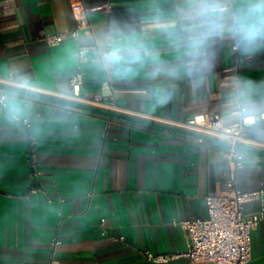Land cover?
Listing matches in <instances>:
<instances>
[{"label":"crops","instance_id":"1","mask_svg":"<svg viewBox=\"0 0 264 264\" xmlns=\"http://www.w3.org/2000/svg\"><path fill=\"white\" fill-rule=\"evenodd\" d=\"M256 2L0 0V74L38 96L6 91L0 108V264H184L144 252L186 249L178 222L204 217L205 196L228 189L226 146L71 104L183 130L203 113L237 121L239 101L260 118L246 135L264 141V38L237 34L264 16ZM49 33L66 38L49 46ZM77 71L83 96L114 107L72 102ZM243 154L237 188L264 191V154ZM244 211L262 212L247 264H264V195Z\"/></svg>","mask_w":264,"mask_h":264},{"label":"built area","instance_id":"2","mask_svg":"<svg viewBox=\"0 0 264 264\" xmlns=\"http://www.w3.org/2000/svg\"><path fill=\"white\" fill-rule=\"evenodd\" d=\"M97 8V7H96ZM72 9L78 14L76 17L78 27L90 26L87 19L89 9L80 2L72 4ZM66 35L64 33H49L42 40L49 46L60 44ZM239 44L233 45L238 50ZM79 55L85 59L84 51ZM8 80L0 74V84L7 85ZM83 76L77 71L69 78L71 88L68 94L72 102L82 105H98L105 108H113L114 104L104 100L101 95L95 98H87L82 95ZM238 120L224 124L215 113H203L193 116L184 122L176 123V126L201 135L209 136L228 144L225 154L230 164V180L228 189L213 195L205 196L206 215L201 218L180 220L178 224L184 230L187 237V247L184 251L173 255H165L150 251L144 252L147 260L156 263H165L173 258H183L184 264H247L251 260V232L262 219V212L245 213L246 203L258 200L263 201V189L241 191L236 186V176L243 166L244 154L239 146L264 151V141H258L248 137L245 130L260 118L254 115L244 114V106L238 101ZM7 106V92L0 89V108ZM16 120H20L15 117ZM21 121L26 128L31 123L27 118ZM199 141L204 139L198 138ZM35 189L32 188L31 191ZM101 221H103L101 219ZM102 233L105 229L102 227ZM123 238L122 236L120 237ZM59 243L57 238L51 240V246Z\"/></svg>","mask_w":264,"mask_h":264},{"label":"water","instance_id":"3","mask_svg":"<svg viewBox=\"0 0 264 264\" xmlns=\"http://www.w3.org/2000/svg\"><path fill=\"white\" fill-rule=\"evenodd\" d=\"M0 89L4 90V91L17 92V93H21V94H24V95H31V96H34V97H38L37 95H35L33 93L26 92V91H23V90H17V89L9 87L7 85H4V84H0ZM71 105L76 106V107H80L82 109H85V110H88V111H92V112H95V113L111 116V117L124 118V119H129V120H133V121H137V122H142V123H145L147 125H151V126H154V127L160 128V129H164V130L179 131L181 133H184V134L196 137V138H202V139L207 140V141H211V142H215V143H218V144H222V145L228 146V144L226 142H224V141H220V140H217L215 138H212V137H209V136H205V135H201V134L189 131V130H184V129L183 130H178V129H175V128H172L170 126H166V125H163V124H158V123L149 122V121H145V120H138V119H135V118L122 116V115L117 114V113H113V112L106 111V110H101V109H96V108H92V107L79 106V105H76V104H71ZM239 149L241 151H253V152H256V153L264 154L263 150L252 149V148L243 147V146H239Z\"/></svg>","mask_w":264,"mask_h":264},{"label":"clouds","instance_id":"4","mask_svg":"<svg viewBox=\"0 0 264 264\" xmlns=\"http://www.w3.org/2000/svg\"><path fill=\"white\" fill-rule=\"evenodd\" d=\"M251 12L264 13V0H257ZM237 34L242 43L264 38V16H260L255 22L245 23L239 26Z\"/></svg>","mask_w":264,"mask_h":264}]
</instances>
